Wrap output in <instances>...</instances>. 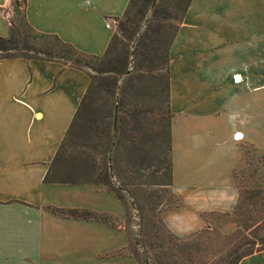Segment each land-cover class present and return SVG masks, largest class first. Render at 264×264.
Masks as SVG:
<instances>
[{
	"label": "crops",
	"instance_id": "0c3cea01",
	"mask_svg": "<svg viewBox=\"0 0 264 264\" xmlns=\"http://www.w3.org/2000/svg\"><path fill=\"white\" fill-rule=\"evenodd\" d=\"M13 1L26 3L25 20L36 32L102 56L130 0H0V37L8 36ZM168 70L177 205L162 220L185 236L211 215L213 227L230 234L238 229L232 171L239 147L264 154V0H192ZM89 82L85 70L58 62L0 60V264H138L118 254L128 238L115 194L101 184L52 179ZM52 210L103 214L117 226ZM194 215L198 224L184 228ZM239 264H264V256Z\"/></svg>",
	"mask_w": 264,
	"mask_h": 264
},
{
	"label": "trees",
	"instance_id": "16d2710c",
	"mask_svg": "<svg viewBox=\"0 0 264 264\" xmlns=\"http://www.w3.org/2000/svg\"><path fill=\"white\" fill-rule=\"evenodd\" d=\"M191 1L158 0L154 4L151 20L138 45L140 50L135 53L138 60L131 70L128 68L127 58L120 57L117 46H113L114 34L102 56L81 53L55 35L33 30L25 20L26 3L23 1L12 2V13L19 14L18 6H22V15L18 25L9 20L8 36L0 37V60L20 58L53 61L80 69L84 68L83 63L88 65L89 60H92L97 73H115L126 79L123 99L110 106L107 96L112 98L113 91L108 90L106 83L95 85L93 78L87 73L90 79L88 88L64 139L65 141L79 114H90L88 128L95 129L98 122L103 123L105 130L95 134L102 137V140L105 139L99 144L102 148L99 154L106 155L107 164L111 160L112 171L122 181L118 191L108 188L110 177L106 171L102 175L103 179L97 182L55 180L69 184L103 185L123 203L127 225L135 211L139 228L136 233H132L127 227H123L128 244L118 254L130 256L138 264H239L253 254L264 256V172L257 168H264V154L257 157V163L254 164L257 170L247 180L251 184L237 183L235 187L237 200L234 215L240 225L236 231L221 234L206 228L200 233L181 238L166 227L161 217L163 212L177 205V199L171 191L172 114L169 107L168 52ZM151 2L129 1L122 15L124 22L120 25L127 39L136 35ZM98 101L101 102L100 105L97 104ZM148 113H155L157 116L154 120L156 128L151 131L143 126L144 116ZM119 114L124 115L122 126ZM107 118H111L109 123L105 122ZM127 120L129 124L126 123ZM64 141L56 154V160L61 157ZM245 145L248 144L240 145V155L241 146ZM89 160L92 161V158ZM50 179L46 176L44 180ZM153 188L157 191L150 190ZM120 192L131 199L129 205L122 200ZM52 211L64 217L90 219L111 227L117 226L114 218L103 214L78 210Z\"/></svg>",
	"mask_w": 264,
	"mask_h": 264
},
{
	"label": "rangeland",
	"instance_id": "374dc122",
	"mask_svg": "<svg viewBox=\"0 0 264 264\" xmlns=\"http://www.w3.org/2000/svg\"><path fill=\"white\" fill-rule=\"evenodd\" d=\"M152 1L148 4L147 12L140 23L139 29L136 33V35L130 39H127L125 35H123V32L120 29L121 23L124 22V18L121 17L118 20L113 21L114 26V40H113V46H117V49L119 51V55L122 58H127L128 62V68L131 70L134 66V63H136L137 57L135 53L140 50V46H138L141 41V37L143 32L146 30L148 26V22L151 20L152 17V9L154 4L158 0H149ZM13 6V5H12ZM13 8V7H12ZM13 11V9H12ZM19 14H14L10 16L9 20L14 23L15 25H18V21L20 19V15H22V6H18ZM177 21H175L176 23ZM174 23L173 26L176 24ZM154 25V23H153ZM154 27V26H153ZM93 61L89 60V64L83 63V69L90 74V77L93 78V81L95 85L100 86L102 83H106L108 86V90L111 92L113 91L112 98L108 97L109 105L118 104L124 97V92L126 91V82L124 76L117 75L115 73H97L96 68L92 66ZM236 78V77H235ZM106 93H103V95ZM98 105L101 104L100 101L97 103ZM124 118L123 114H119L120 119V125L122 124V120ZM145 119H143V126L147 131H151L154 128V120H156L157 116L156 114H146L144 116ZM89 119L90 114H79L76 118V121L68 134L66 140L64 141L63 149L61 152V162L56 165L55 170L53 171L54 176L53 179H59V180H70V181H94L97 182L99 179H103L102 175L105 173L109 174L110 180H108L110 183L108 185V188L114 189L118 191V186L112 184L111 179V173H114V177L119 185L122 184V181H120V178H118L117 175H115L116 172L112 171L111 163L106 162V155L105 154H99L102 150L101 146L99 145L101 143L102 137L96 136L95 134L97 132H102L104 129L103 123H97L94 128H88L89 127ZM145 120V121H144ZM111 121V118H107L105 120L106 123H109ZM127 124H129V121H126ZM131 124V123H130ZM156 124V123H155ZM122 126V125H121ZM93 127V126H92ZM95 135V136H94ZM100 138V139H99ZM238 139V138H237ZM105 141V139H103ZM102 140V141H103ZM109 138L106 139L108 142ZM242 145V144H241ZM241 155H240V162L238 165L233 169L232 171V177L234 180V185L237 187V183L245 184L248 179L253 176L256 167H254V164L257 163V157L261 154L257 151H254L249 145L241 146ZM100 151V152H99ZM116 153V149L114 151ZM92 158V161L89 160V158ZM111 161V160H110ZM94 166V167H93ZM109 166V169H107ZM93 167V168H92ZM261 172H264V168H261L260 166L257 167ZM116 171V169H115ZM259 172V171H258ZM101 182V181H100ZM251 184V182H250ZM152 191H157V189H150ZM120 196L122 197V200L129 205V202H131V199H128L126 194L123 192H120ZM134 216V217H133ZM132 219L130 220V224L127 225L125 222L123 227H127L132 233H136V231L139 228V220L138 217L135 216V211L133 212ZM205 216V223L202 225L201 229L194 233H200L204 229L209 228L210 230H215L213 227V221L215 219ZM238 221V220H237ZM198 219L196 215L190 217V221L185 225L184 228H194L198 223ZM240 225L238 222V229ZM220 232V231H218ZM191 233V234H194ZM216 233V232H212ZM221 233V232H220ZM189 234V235H191ZM189 235L185 236H178V237H188ZM177 236V235H176ZM264 254V251H263Z\"/></svg>",
	"mask_w": 264,
	"mask_h": 264
},
{
	"label": "built area",
	"instance_id": "2783aa9c",
	"mask_svg": "<svg viewBox=\"0 0 264 264\" xmlns=\"http://www.w3.org/2000/svg\"><path fill=\"white\" fill-rule=\"evenodd\" d=\"M235 79V81H236V78H234Z\"/></svg>",
	"mask_w": 264,
	"mask_h": 264
},
{
	"label": "bare ground",
	"instance_id": "6f19581e",
	"mask_svg": "<svg viewBox=\"0 0 264 264\" xmlns=\"http://www.w3.org/2000/svg\"><path fill=\"white\" fill-rule=\"evenodd\" d=\"M237 138H238V135H237Z\"/></svg>",
	"mask_w": 264,
	"mask_h": 264
}]
</instances>
